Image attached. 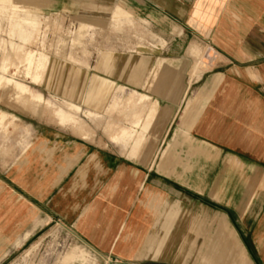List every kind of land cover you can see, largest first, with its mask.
I'll use <instances>...</instances> for the list:
<instances>
[{"label":"crops","instance_id":"0c3cea01","mask_svg":"<svg viewBox=\"0 0 264 264\" xmlns=\"http://www.w3.org/2000/svg\"><path fill=\"white\" fill-rule=\"evenodd\" d=\"M74 1L98 13L108 0ZM122 4L167 43L148 56L146 79L142 62L100 66L139 86H117L108 103L131 105L137 120L107 128L105 146L41 131L38 144L57 143L50 154L37 145L30 165L0 163V264L23 247L24 234L56 218L74 222L106 264H264V0ZM111 19L135 22L121 4ZM141 27L157 48L149 22ZM62 76L50 72L47 87L72 101L74 82ZM5 88L22 108L32 100L37 117L41 94L23 97L30 90L13 81ZM156 111L140 133L142 114Z\"/></svg>","mask_w":264,"mask_h":264},{"label":"rangeland","instance_id":"374dc122","mask_svg":"<svg viewBox=\"0 0 264 264\" xmlns=\"http://www.w3.org/2000/svg\"><path fill=\"white\" fill-rule=\"evenodd\" d=\"M16 1L26 3L15 7L7 0H0V112L19 119L12 122L10 118H0V163L30 165L37 145L50 154L51 147L57 143L52 139L38 144L36 136L41 131L67 134L77 146L85 142L111 145L107 128L116 133L123 125L137 120L132 115L136 109L123 101L115 108L108 107L115 89L120 85L140 90L136 89L138 85L132 86L100 70V66L128 67L131 62H142L141 79H146L152 65L148 56L166 48L165 38L154 30L149 20L124 6L122 0H108L98 13L74 7V0H40L42 4L37 0ZM116 4L133 14V24L128 21L116 24L111 19V10ZM143 21L149 22L156 40L160 41L157 48L148 44L149 31L142 30ZM52 71L63 75L58 78L63 83L74 82L76 92L66 97L72 101L47 87ZM6 81L27 87L31 96L23 97L32 99L38 94L44 97L37 117L31 114L33 101L26 108L20 107L19 99L6 91ZM157 111L152 116L142 114L137 128L140 133L157 118ZM23 243L22 248L1 264H73L66 263V258L74 251L77 255L71 262L75 264H106L82 241L75 223H66L61 218L44 219L40 231L23 235Z\"/></svg>","mask_w":264,"mask_h":264}]
</instances>
